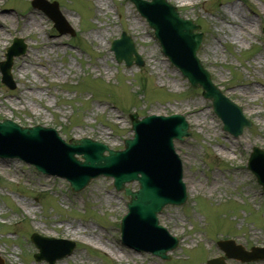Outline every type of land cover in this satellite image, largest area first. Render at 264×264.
<instances>
[{
    "label": "rangeland",
    "instance_id": "obj_1",
    "mask_svg": "<svg viewBox=\"0 0 264 264\" xmlns=\"http://www.w3.org/2000/svg\"><path fill=\"white\" fill-rule=\"evenodd\" d=\"M56 1L76 33L73 38L59 35L30 0H0V20L11 17L3 21L9 32H0V61L14 37L27 45L12 63L16 88L9 90L0 81V121L50 127L65 141L89 138L117 150L132 136L128 114L185 115L191 135L175 141L174 149L182 161L187 201L166 206L158 215L179 244L167 252V261L123 245L119 221L128 200L114 190L112 179L98 177L73 193L64 179L6 157L0 158L3 263L47 264L33 258L32 233L75 243L71 255L55 264H205L224 256L218 240H233L245 250L264 247V193L245 166L252 146L264 150V0H167L200 26L199 59L251 121L238 138L222 130L200 89L191 88L163 57L152 30L128 0ZM30 13L41 26L20 32L22 16ZM244 20L250 25L242 31L237 21ZM122 31L133 38L143 67L125 68L114 61L108 48ZM49 36L60 43L47 49L37 45ZM60 227L88 231L73 235ZM224 262L264 264L226 257Z\"/></svg>",
    "mask_w": 264,
    "mask_h": 264
},
{
    "label": "water",
    "instance_id": "obj_2",
    "mask_svg": "<svg viewBox=\"0 0 264 264\" xmlns=\"http://www.w3.org/2000/svg\"><path fill=\"white\" fill-rule=\"evenodd\" d=\"M130 1L154 30L169 61L174 67H178L193 88H202L201 96L212 102L211 106L222 121L223 129L234 137L240 135L250 123L243 117L239 107L221 95L211 82L208 72L196 58V51L203 39L202 34L194 33L199 27L192 21L181 18L175 6L169 5L166 0ZM33 5L42 9L55 22V27L60 33L71 32L62 20L55 3L48 4L36 0ZM21 42L22 40H14L12 47L7 51L6 60L0 64L2 82L11 89L14 88L9 75L12 59L25 51ZM111 50L118 63L124 61L127 67L133 63L143 65L132 40L125 33L121 34L120 39L113 41ZM129 117L134 136L124 141L125 148L120 152L112 151L102 143L86 138L65 144L52 129L40 126L22 128L9 120H3L0 122V156L18 157L34 164L42 172L64 177L73 192H79L92 178L100 174L113 177L115 189L124 191L130 198L127 204L129 213L122 224L124 242L137 250L149 251L165 260L168 259L166 252L177 246V240L158 226L156 214L168 204L181 205L185 202L181 164L172 149V140L183 141L190 136L188 123L179 115L170 118L148 116L140 120L136 114ZM43 134L51 138L54 143L51 145L56 149H62L58 155L49 154L44 149H35L38 145L36 140ZM105 151L108 152L107 156L103 153ZM32 152L37 153L36 157L27 156ZM75 153L82 154L84 161H78L74 157ZM249 156L247 166L264 190V151L253 148ZM132 181L138 182L139 189L136 192H131L125 186ZM31 239L39 249V254L35 255L36 260L44 259L49 264H54L56 259L69 254L74 246L68 241L40 238L36 235ZM52 244L59 246L51 251ZM219 245L229 258L242 261L264 258V249L252 248L251 253H244L240 246L235 247L231 241L221 242ZM207 264H224L223 258L209 260Z\"/></svg>",
    "mask_w": 264,
    "mask_h": 264
},
{
    "label": "bare ground",
    "instance_id": "obj_3",
    "mask_svg": "<svg viewBox=\"0 0 264 264\" xmlns=\"http://www.w3.org/2000/svg\"><path fill=\"white\" fill-rule=\"evenodd\" d=\"M4 20H11L10 14L8 16H3V19L0 20V32H9V28H6L5 26H3V21ZM22 20L24 21L23 27L21 28L20 32L25 31V33L28 34V32L33 31V30H37L40 26L41 23L38 22V20L36 19L34 14H26L22 16ZM248 20H244V21H237L239 22V26L241 28V30L243 31V29H247L248 30V26L250 25L249 22H247ZM58 43H60L59 41H56L55 37L53 36H49L47 39H44L42 41H40L39 43H37V45L43 47L44 49H47L49 47L54 48L55 46L58 45ZM26 60L29 63H33L35 62V58L32 56H26ZM80 133H83L82 131ZM13 172V171H12ZM60 230H62L63 232H66L67 234H73V235H77L79 234V232H83L84 231H88V228H84V229H71V228H59ZM253 235V234H251ZM256 238V236H254Z\"/></svg>",
    "mask_w": 264,
    "mask_h": 264
}]
</instances>
